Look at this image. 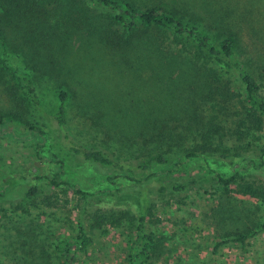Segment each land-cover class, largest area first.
<instances>
[{"label": "rangeland", "instance_id": "rangeland-1", "mask_svg": "<svg viewBox=\"0 0 264 264\" xmlns=\"http://www.w3.org/2000/svg\"><path fill=\"white\" fill-rule=\"evenodd\" d=\"M127 1L140 9L163 8L185 21L197 20L201 27L220 17L237 25L243 59L255 77L264 81V0ZM84 4L93 16H113L106 8ZM51 25L45 24L46 31L55 41L41 51L50 62L35 71L38 94L45 113L54 115L59 106L58 88L69 90L65 115L69 136L76 143L112 151L132 149L142 132L146 138L148 132L152 136L163 128V132L183 133L189 147L193 138L190 130L196 124L207 126L211 120L220 130L210 154L180 157L175 163L148 171L146 179L128 187L131 190L109 194L106 192L115 188L108 178L116 173L81 162L47 127L43 128L46 140L39 151V140L20 129L13 142L0 138V176L18 181L9 188L0 184V195L4 194L0 200V264H40L42 256L44 264H62L52 245L73 238L76 208L88 202L89 207L104 211L135 212L136 195L146 189L152 205L148 228L166 238V253L153 264H264V231L247 240L245 254L233 244L217 254L212 252L215 237L249 227L254 232L264 223V203L238 194L224 197L216 184L207 181L215 174L225 178L239 174L264 186V127L256 138L239 137L242 99L220 101L214 108L209 100L197 103L194 93L179 88L183 70L166 61L169 53L176 52L173 45L143 42L126 53L105 45L100 30L89 35L85 29ZM143 39H153V35L145 34ZM12 62L25 66L20 60ZM2 77L0 110H8L14 100L8 89L15 81L9 73H2ZM60 167L63 182L77 185L91 196L81 200L79 195L54 189L58 204L53 208L37 198L25 197V190L33 184L47 190L48 180L61 172ZM199 178L204 179L202 189L193 185L189 190H172L176 184ZM160 187L165 191L159 192ZM88 235L92 239L89 256L78 255L76 264H128L126 243L131 230L106 223L100 229L88 230Z\"/></svg>", "mask_w": 264, "mask_h": 264}, {"label": "trees", "instance_id": "trees-1", "mask_svg": "<svg viewBox=\"0 0 264 264\" xmlns=\"http://www.w3.org/2000/svg\"><path fill=\"white\" fill-rule=\"evenodd\" d=\"M86 2L110 10L113 16H93L85 6ZM46 23L67 27L68 30L85 29L89 35L100 30L101 41L105 45L126 53L138 48L143 42L170 48L173 45L176 52L169 53L171 58L168 57L166 61L171 63V67L183 70L184 81L179 87L181 90L187 92L189 89L194 93L198 97L197 103L209 100L213 108L220 101L241 98L244 114L239 137L253 139L263 130L264 81L255 77L247 60L243 59V48L236 29L238 26L221 17L201 27L197 20L185 21L163 8H135L127 0H0V83L4 82L2 73H9L15 81L14 87L8 89L14 98L11 109L0 110V138L13 142L17 139L16 130L20 129L26 136L39 140V151L45 144L43 128L47 127L50 134L57 141H62L68 151L81 162L96 170L116 173V176L108 178L115 189L108 190L107 194L125 192L132 183L146 179L148 171L175 163L180 157L190 159L210 154L209 151H214L210 148L214 144L212 141L220 128L211 120L207 126L196 124L190 130L193 138L189 141V147H186L183 133L174 134L173 130L163 132V128L152 136L148 132L149 137L146 138H142L145 135L142 132L141 139L135 142L136 148L132 149L115 148L112 151L104 146L76 143L69 136L65 115L69 90L58 88L59 106L54 115L45 113L38 94L35 71L41 70L47 61L50 62L41 51L55 41L47 33ZM211 30L216 32L211 34ZM145 34H152L153 39H143ZM41 57H44V62H41ZM13 59L20 60L25 66L14 64ZM59 169L61 172L55 173L48 180L47 190L33 184L25 190V197L37 198L45 207L53 208L58 204V195L54 189L60 188L64 192L79 195L81 200L91 196L77 185L63 182V170L61 167ZM203 180L199 178L185 184H176L172 190H189L193 185L202 189ZM207 181L216 184L224 197L238 194L264 203V186L239 174L227 178L215 174ZM0 184L9 188L18 184V181L0 176ZM158 191L164 192L165 187H160ZM148 194V189L137 193L135 212L129 209L104 211L89 207L88 202L84 207L76 208L78 213L73 238L61 239L52 245L56 255L63 259L62 264L78 263V255L88 258L92 246L88 230L100 229L106 223L131 230V239L126 243L128 264H153L158 261L166 253V238L148 228L152 208ZM0 200H4V194L0 195ZM109 212L112 214L108 215ZM263 231L264 223L254 232L249 227L244 231L221 234L213 239L212 252L217 254L233 244L237 251L239 248L245 254L247 240ZM228 235L232 237L225 238ZM44 263L45 257L42 256L40 264Z\"/></svg>", "mask_w": 264, "mask_h": 264}]
</instances>
